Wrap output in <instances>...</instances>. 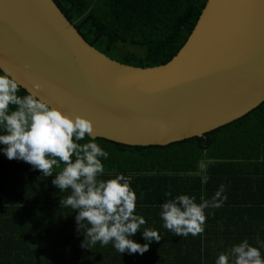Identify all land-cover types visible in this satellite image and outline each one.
Segmentation results:
<instances>
[{"label": "water", "instance_id": "95a60500", "mask_svg": "<svg viewBox=\"0 0 264 264\" xmlns=\"http://www.w3.org/2000/svg\"><path fill=\"white\" fill-rule=\"evenodd\" d=\"M0 71L95 139L166 146L227 125L264 102V0H206L166 64L116 62L78 34L53 0H0Z\"/></svg>", "mask_w": 264, "mask_h": 264}, {"label": "trees", "instance_id": "16d2710c", "mask_svg": "<svg viewBox=\"0 0 264 264\" xmlns=\"http://www.w3.org/2000/svg\"><path fill=\"white\" fill-rule=\"evenodd\" d=\"M53 1L87 44L116 62L138 68L169 62L186 42L206 2ZM25 94L20 88L19 95ZM95 140L109 152V158L103 161L106 174L102 178H111L116 173L131 176V186L137 195L136 213L144 217L160 213L159 204L170 198L165 196L166 192H171L172 197L195 196L199 203L201 195L210 199L221 184L225 193L227 185L240 184L230 195L237 188H248L234 203L264 205L246 201L256 195L254 192L264 180V169L259 172L261 181H252L250 177L253 167H264V102L227 125L166 146H128ZM0 158L11 162H4L6 173L0 169V264L136 263L124 260L111 244L82 248L84 230L78 233L74 210L59 204L69 192L59 191L51 183L53 177H45L23 161H10L2 153ZM201 159L215 161L209 166L210 179L206 185H201L200 177L194 174ZM15 162H20V170L10 175L17 167ZM58 171L54 169V175ZM254 211L258 214L252 225L248 221L241 225L244 231L252 232L255 224H264V208ZM259 229L264 237V228ZM200 244L191 259L194 264H207L208 253ZM261 250L264 253V247Z\"/></svg>", "mask_w": 264, "mask_h": 264}, {"label": "clouds", "instance_id": "9594fccd", "mask_svg": "<svg viewBox=\"0 0 264 264\" xmlns=\"http://www.w3.org/2000/svg\"><path fill=\"white\" fill-rule=\"evenodd\" d=\"M40 88V84H34L33 92L19 95L17 80L7 71L0 73V153L10 161L31 165L45 177H53L54 187L69 192L59 204L74 210L77 231L84 230L82 248L111 244L120 254L143 255L162 237L159 230L143 227L147 221L136 213L132 177L116 173L103 179V161L109 158V152L96 142L92 121L51 106L35 94ZM86 137L88 141L80 143ZM214 163L212 159L198 162L194 174L200 177L201 185L208 183V169ZM54 169H59L55 175ZM165 196L170 198L159 204L162 227L183 238L202 235L212 214L206 210L221 208L228 198L223 184L210 199L201 195L199 203L188 194L172 197L166 192ZM138 232L144 243L134 239ZM258 244L264 247V242L258 240ZM261 247L245 238L221 252L214 264H264Z\"/></svg>", "mask_w": 264, "mask_h": 264}, {"label": "crops", "instance_id": "0c3cea01", "mask_svg": "<svg viewBox=\"0 0 264 264\" xmlns=\"http://www.w3.org/2000/svg\"><path fill=\"white\" fill-rule=\"evenodd\" d=\"M4 162L9 161H3L2 158H0V169H3V173H6L7 170L4 169ZM15 163L17 164V167L14 169L15 172L10 173V175H16V173L20 170V162ZM263 169L264 167L261 165L253 167L252 170H250L251 173H253L250 174L251 180L261 181V178L263 177L259 175V172ZM263 181L264 180H262L263 184L261 188L254 192L256 195L248 197L246 200L247 202H264ZM238 185L240 184L236 183L226 186L227 193L225 194L229 197L221 208L206 210V213L210 212L212 214L208 215L205 232L202 235L196 237L189 236L187 238L176 237L173 233L168 232L167 229L162 227V221L159 213L157 216L151 214L144 217L147 224L143 227L159 230L162 237L161 241L158 243H151L149 250L143 255H129L124 253L120 254V256L123 257L124 260H132L136 262L135 264H194V259L191 258L194 257L197 247H200V243H202L205 246L204 248L206 253H208L206 257L207 264H214L215 259L221 252L227 251V249H229L232 245L240 243L245 238L248 239L250 244L257 243V246L260 247L261 245L258 244V240L264 242V237L261 236V231L259 232L257 229L264 228V226H259L264 224H255V229L252 232H250L249 229L244 231L241 225H244L246 221L252 225L253 220L257 216L256 214H258L254 210L262 207L264 208V205H259L258 203L248 205H242V203L239 202L234 203L236 199L240 200L241 198L239 199V197L244 194L243 192L246 191L245 189H248L237 188L235 194L230 195L231 190L236 189ZM208 220L210 221L208 222ZM258 220L260 221L259 217ZM143 227L141 231L143 230ZM224 231H226L229 235H224ZM134 239L139 243L145 242L139 232L134 236ZM197 240L199 243H197ZM261 252L263 251L261 250Z\"/></svg>", "mask_w": 264, "mask_h": 264}, {"label": "rangeland", "instance_id": "374dc122", "mask_svg": "<svg viewBox=\"0 0 264 264\" xmlns=\"http://www.w3.org/2000/svg\"><path fill=\"white\" fill-rule=\"evenodd\" d=\"M129 49L135 50V48H133V47H132V48H131V47H129Z\"/></svg>", "mask_w": 264, "mask_h": 264}]
</instances>
